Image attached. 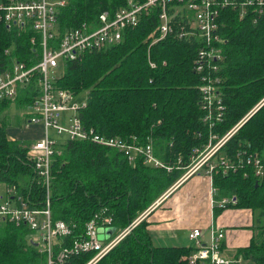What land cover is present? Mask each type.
Returning a JSON list of instances; mask_svg holds the SVG:
<instances>
[{
  "label": "trees",
  "instance_id": "obj_1",
  "mask_svg": "<svg viewBox=\"0 0 264 264\" xmlns=\"http://www.w3.org/2000/svg\"><path fill=\"white\" fill-rule=\"evenodd\" d=\"M63 1L56 15L59 33L82 25L96 28L100 14L106 13L111 19L128 2H144ZM149 12L140 17L136 28L123 31L117 44L63 62L55 86L73 97L85 93V106L78 111L85 128L121 140L135 136L143 142L150 136L154 156L173 168L177 159L182 164L188 162L191 150L206 142L208 132L200 121L195 88L198 78L192 71L196 46L192 39L175 41L171 37L150 44L158 22L156 10ZM218 21L223 55L218 77L225 109L212 131L222 135L264 99V19L256 23L247 17L239 20L236 11L225 8L219 12ZM11 46L10 58L14 61L34 63L29 59L35 49L26 44L25 37H16L0 25V72L11 61L3 54ZM35 93L30 83L18 90L14 100L1 99L0 116L11 105L25 109ZM6 139L0 126V184L13 189L1 197L15 205L19 198L29 209H38L44 203L45 188L26 156L30 142L23 146ZM58 148L59 153L51 158L47 190L51 218L71 221L78 228L101 213L111 219L114 228L124 229L181 174V170L173 168L167 173L140 160L131 166L115 150L90 142L66 140ZM234 150L264 156V102L244 120L221 154ZM212 185L216 190L214 200L235 199L234 204L222 209L213 207L212 217L224 209H246L251 214L254 233L246 247L235 250L234 260L264 264V179L244 178L241 172L223 177L216 174ZM146 225L141 221L95 264H186L182 257L189 248L152 246ZM91 256L80 253L69 264H83ZM0 264H44V255L28 242L24 225L0 220Z\"/></svg>",
  "mask_w": 264,
  "mask_h": 264
},
{
  "label": "built area",
  "instance_id": "obj_2",
  "mask_svg": "<svg viewBox=\"0 0 264 264\" xmlns=\"http://www.w3.org/2000/svg\"><path fill=\"white\" fill-rule=\"evenodd\" d=\"M63 5V0H0V25L16 37H25L26 44L35 49L29 59H34L33 64L16 62L10 58L12 46L4 49L3 54L11 61L0 72V100H14L19 89L33 83L36 93L30 105L24 109L23 127H38L39 137L28 144L26 156L45 188L44 203L38 209H29L19 198H16L17 205L4 197L1 198L0 220H6L14 226L24 225L28 231V242L36 244L37 252L44 255V264H69L71 258L80 253H92L83 264H95L118 244L133 226H137L174 190L193 176H203L207 180L212 196L211 209H222L229 203H235L232 197L214 200V175L220 174L223 177L241 172L244 178L252 176L256 180L264 179V156L247 150L221 154L226 142L252 111L222 135L212 131L214 125L221 122L225 109L221 102V83L218 77L223 60L219 47L222 39L217 32L218 14L222 9L229 8L237 12L239 20L247 17L252 23H256L264 19V0H144L142 4L128 2L125 7L116 10L111 19L106 13L100 14L96 28L90 29L82 25L59 33L56 15ZM154 9L158 24L150 44L171 37L175 41L192 39L196 46L192 71L198 78L195 88L199 95L198 107L202 113L200 121L208 130L206 142L191 150L186 164L176 160L173 168L181 170V174L142 213L124 229L115 228L109 238L98 240V236L103 235L106 229L113 228L108 216L96 213L80 228L71 221L51 218L47 193L51 158L59 153L58 147L64 141L90 142L113 149L131 166L140 160L143 164L167 173L173 168L154 156L150 136L144 138L143 142H139L135 136L121 140L106 138L92 129L85 128L78 118V111L84 108L85 102H72L71 94L56 88L55 79L63 62L75 61L83 52H97L117 44L123 31L136 28L140 17ZM149 66L153 67L150 63ZM261 102L263 103L264 99ZM49 130L52 131L51 136L48 134ZM12 190L4 188L3 194ZM203 235L202 230L198 228L188 232L187 238L191 242V248L189 253L182 257L186 264L240 262L224 255L221 230L210 226L205 240L202 239Z\"/></svg>",
  "mask_w": 264,
  "mask_h": 264
},
{
  "label": "crops",
  "instance_id": "obj_3",
  "mask_svg": "<svg viewBox=\"0 0 264 264\" xmlns=\"http://www.w3.org/2000/svg\"><path fill=\"white\" fill-rule=\"evenodd\" d=\"M19 130L20 133L8 138L21 140L19 137H22L23 140L33 141L39 137L38 127L22 126ZM28 131L30 134L36 133V136L33 137ZM1 192L2 190L0 194ZM211 197L208 182L203 176H193L186 180L143 220L147 224L146 230L152 246L190 249L191 245H187L188 232L198 228L202 230V239L205 240L207 230L212 226L223 232L224 252L246 247L252 234L250 211L224 209L216 217H212ZM239 217L244 220H239Z\"/></svg>",
  "mask_w": 264,
  "mask_h": 264
},
{
  "label": "rangeland",
  "instance_id": "obj_4",
  "mask_svg": "<svg viewBox=\"0 0 264 264\" xmlns=\"http://www.w3.org/2000/svg\"><path fill=\"white\" fill-rule=\"evenodd\" d=\"M84 99H85V93L84 92H82V93H80L79 95H77L76 97H73V99H72V102H74V103H77V104H79L80 102H82V101H84ZM260 106V105H259ZM258 106V107H259ZM257 109V108H256ZM256 109H253L252 110V113H254L255 111H256ZM24 114V108H16V107H14L13 105H11L10 107H9V109L8 110H6L4 113H3V115H1L0 116V126L1 127H3L4 128V130H5V133H6V137H7V139L6 140H8V141H10L9 139H8V136H11V137H13L12 135L13 134H18V133H20V130L19 129H22V126L24 125V122H23V120H22V115ZM4 116V117H3ZM4 119V120H3ZM28 133L30 134V132L28 131ZM48 134L51 136L52 135V131L51 130H49L48 131ZM30 135H33V137L34 136H36V133H31ZM16 140H14L16 143H18V144H21V145H23V146H25V142L26 143H29V142H32V141H29V140H23L22 139V137H19V139H21V140H17V138H15ZM32 139H34V138H32ZM28 146V145H27ZM0 190H2V192H1V194L0 195H2L3 193H4V186L3 185H1L0 184ZM145 210V209H144ZM143 210V211H144ZM212 210V209H211ZM142 211V212H143ZM142 212H140V213H142ZM139 213V214H140ZM138 214V215H139ZM137 215V216H138ZM256 215H257V211H256V213L254 214V216L256 217ZM233 216H235V214H233ZM239 220H244L242 217H239L238 218ZM136 226V225H135ZM135 226H133V228L127 233V234H129L134 228H135ZM114 228V227H113ZM114 230H115V228H114ZM253 232V231H252ZM254 233V232H253ZM126 234V235H127ZM99 237V236H98ZM98 240H100L99 238H98ZM187 242H188V244L187 245H191V242L189 241V240H187ZM155 245V244H154ZM233 250H226V252H224V255L226 256V257H228L229 259H233L234 258V254H235V250L232 252ZM240 264H249V262H246V261H244V262H240Z\"/></svg>",
  "mask_w": 264,
  "mask_h": 264
},
{
  "label": "water",
  "instance_id": "obj_5",
  "mask_svg": "<svg viewBox=\"0 0 264 264\" xmlns=\"http://www.w3.org/2000/svg\"><path fill=\"white\" fill-rule=\"evenodd\" d=\"M101 231H98L100 233ZM114 232V228H108L104 231L103 235H99V239H107L109 236ZM34 247H36V244H33Z\"/></svg>",
  "mask_w": 264,
  "mask_h": 264
}]
</instances>
